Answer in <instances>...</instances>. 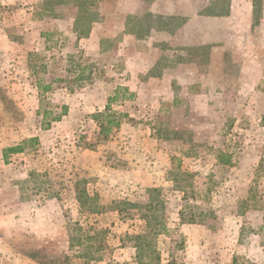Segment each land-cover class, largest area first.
<instances>
[{"label":"rangeland","instance_id":"374dc122","mask_svg":"<svg viewBox=\"0 0 264 264\" xmlns=\"http://www.w3.org/2000/svg\"><path fill=\"white\" fill-rule=\"evenodd\" d=\"M21 205L28 264H264V0H0Z\"/></svg>","mask_w":264,"mask_h":264},{"label":"crops","instance_id":"0c3cea01","mask_svg":"<svg viewBox=\"0 0 264 264\" xmlns=\"http://www.w3.org/2000/svg\"><path fill=\"white\" fill-rule=\"evenodd\" d=\"M174 14V13H173ZM177 15V13H175ZM7 206L0 207V264H28L30 262L29 206L20 207L21 216L27 219L21 234L13 233L12 212ZM24 223V221H23ZM25 232L26 234H23ZM40 235L37 237L39 242ZM43 244V239L42 242ZM39 246V245H37Z\"/></svg>","mask_w":264,"mask_h":264},{"label":"trees","instance_id":"16d2710c","mask_svg":"<svg viewBox=\"0 0 264 264\" xmlns=\"http://www.w3.org/2000/svg\"><path fill=\"white\" fill-rule=\"evenodd\" d=\"M23 148L21 146H16V147H12V148H9L5 151V154L3 155V158H6V155L7 153H20L22 152ZM7 152V153H6ZM155 191V190H153ZM156 204H162V203H159L157 202ZM152 202H150L148 205L145 206V212L142 213L141 215V219L145 222L146 226L147 227H151L150 229V233L146 234L145 236H142V235H137L135 237L136 239V243H135V248L137 250V254L138 255H141L140 253L143 251V248H144V245H145V242L146 240L148 239L149 237V234L151 235L152 231L154 232V235L156 234V227L154 226H151L152 224H154L153 222H157V217L154 216L152 213H150V210H152ZM181 218H182V214H180ZM188 222H194L193 219H189ZM157 224V223H156ZM159 229H163V226H160ZM153 235V234H152Z\"/></svg>","mask_w":264,"mask_h":264}]
</instances>
